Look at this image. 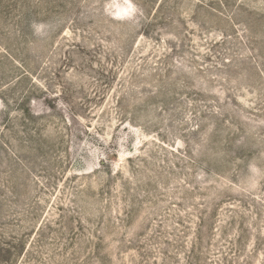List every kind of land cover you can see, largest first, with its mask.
<instances>
[{"label": "rangeland", "instance_id": "obj_1", "mask_svg": "<svg viewBox=\"0 0 264 264\" xmlns=\"http://www.w3.org/2000/svg\"><path fill=\"white\" fill-rule=\"evenodd\" d=\"M0 264H264V0H0Z\"/></svg>", "mask_w": 264, "mask_h": 264}, {"label": "clouds", "instance_id": "obj_2", "mask_svg": "<svg viewBox=\"0 0 264 264\" xmlns=\"http://www.w3.org/2000/svg\"><path fill=\"white\" fill-rule=\"evenodd\" d=\"M126 11H127L128 13H134V12H135V7H134V5H132L131 3H129V4H128V7H127V9H126Z\"/></svg>", "mask_w": 264, "mask_h": 264}]
</instances>
